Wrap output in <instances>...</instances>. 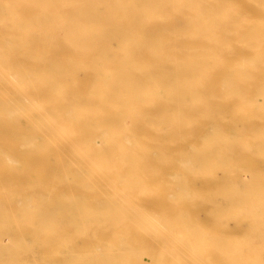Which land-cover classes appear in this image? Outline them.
<instances>
[{
  "label": "bare ground",
  "instance_id": "6f19581e",
  "mask_svg": "<svg viewBox=\"0 0 264 264\" xmlns=\"http://www.w3.org/2000/svg\"><path fill=\"white\" fill-rule=\"evenodd\" d=\"M0 264H264V0H0Z\"/></svg>",
  "mask_w": 264,
  "mask_h": 264
},
{
  "label": "rangeland",
  "instance_id": "374dc122",
  "mask_svg": "<svg viewBox=\"0 0 264 264\" xmlns=\"http://www.w3.org/2000/svg\"><path fill=\"white\" fill-rule=\"evenodd\" d=\"M200 179H202V178H199V177H198V178H196L195 180H192V181L194 182V185H195L197 188L203 186V185L201 186V184H203V183H201V180H200ZM197 182H199V183H197ZM196 183H197V184H200V186H199V185L197 186ZM204 213H205V211L203 212V210H202V211L199 210V211H198V216H199L200 218L207 217V216L203 215ZM206 213H207V211H206ZM200 214H201V215H200ZM228 222L230 223V224H229L230 227H234V225H233L234 223H233L232 220H231V222H230V220H229ZM205 223L210 224V222H209L208 220H205ZM227 224H228V223H227ZM229 229H230V228H229ZM87 239H89V238H87ZM128 239H131V238H127V239L124 238V240H127V241H128ZM80 240H82V239H80ZM134 240H135V239H134ZM134 240L131 239V241H134ZM82 241H83V240H82ZM82 241H78V242L80 243V242H82ZM84 241L87 242L86 244H88L91 240L88 241V240H86V238H85ZM129 241H130V240H129ZM134 242H135V241H134ZM83 244H85V243L83 242ZM86 244H85V245H86ZM88 246H89V245H88ZM127 247H130V246L128 245ZM127 247H126V248H127ZM126 248L124 247V249H126ZM127 249L129 250L130 248H127ZM128 250H127V251H128ZM122 252L125 253L126 250H124V251H122ZM126 253H127V252H126ZM117 255H119V254L117 253ZM182 255H184V254H182ZM218 255H220L218 251H213V252L211 253V255H210V257H211V258H210L211 261H213V262H217L218 259H219V256H218ZM38 256H39V254L37 253L36 257H37L38 259H39V257H40V259H41V256H39V257H38ZM186 257H187V254L184 255V258H185V259H186ZM40 259H39V260H40Z\"/></svg>",
  "mask_w": 264,
  "mask_h": 264
}]
</instances>
